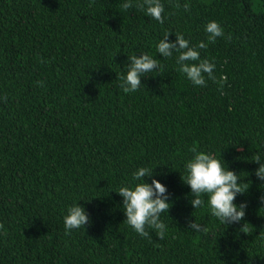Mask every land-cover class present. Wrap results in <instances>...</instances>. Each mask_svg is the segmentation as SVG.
Wrapping results in <instances>:
<instances>
[{
	"label": "trees",
	"instance_id": "1",
	"mask_svg": "<svg viewBox=\"0 0 264 264\" xmlns=\"http://www.w3.org/2000/svg\"><path fill=\"white\" fill-rule=\"evenodd\" d=\"M125 2L0 0V264H264V181L253 161L264 163V0H161L163 24ZM212 20L224 29L215 43ZM169 32V42L181 33L208 45L200 55L226 77L222 90L207 74V86L194 85L177 53L157 52ZM142 53L160 68L125 94L117 77ZM193 147L247 184L234 201L247 205L240 222L222 225L206 196L199 209L190 203L182 175ZM141 167L153 171L145 182L167 188L162 240L125 222L116 192ZM77 203L89 223L65 234Z\"/></svg>",
	"mask_w": 264,
	"mask_h": 264
},
{
	"label": "clouds",
	"instance_id": "2",
	"mask_svg": "<svg viewBox=\"0 0 264 264\" xmlns=\"http://www.w3.org/2000/svg\"><path fill=\"white\" fill-rule=\"evenodd\" d=\"M145 14L164 23L163 13L164 4L161 0H138L135 5ZM124 11L133 7L132 0L121 4ZM180 8V4L175 5ZM185 11H190V4L183 5ZM208 34V42L215 43L218 37L224 36V29L215 21H209L205 26ZM169 33H165L163 38L156 45L157 52L163 57H172L173 52L177 53L176 63L177 71L185 74L186 77L196 86H207V78L220 85L223 89L226 77L217 80L214 75L215 63L208 59H202L199 49L207 48V44L201 41L195 46H190L189 40L185 39L181 33H176V41L169 42ZM230 39V36H229ZM160 68L158 59L152 55L142 53L140 56L133 54L129 56V63L125 70L126 75H118L120 87L125 94L139 90L142 82L141 78L146 73L153 72ZM7 98L5 97V100ZM193 157L185 164V175H182L183 182L190 186L191 194L194 199L190 201L195 209L205 205V196L207 197L208 211L216 217L222 225L237 223L245 217L246 203L237 206L234 201L237 194H243L247 191L246 183H238L240 176L234 171L228 170L223 163L213 154L198 151L196 147L191 149ZM254 162L260 164L256 170V176L264 181V163H261L259 154L254 156ZM152 177L153 171L149 168L141 167L133 173V184L131 186H122L116 192L123 197V209L126 215V223L131 226L140 236L149 237L146 230L154 229L159 239H164L166 234V225L161 221V213L169 212L170 204L167 188L159 180L152 179L151 183L145 182V177ZM264 202V196L261 197ZM65 234H70L71 230L85 227L89 223V216L85 209L78 203L70 205L67 214L64 216ZM4 225L0 223V229ZM190 227L196 232H208V228L197 222L190 223ZM241 231L248 233L247 223L244 224Z\"/></svg>",
	"mask_w": 264,
	"mask_h": 264
}]
</instances>
